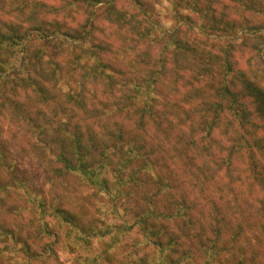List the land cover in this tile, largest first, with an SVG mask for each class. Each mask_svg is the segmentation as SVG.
I'll use <instances>...</instances> for the list:
<instances>
[{"label": "rangeland", "instance_id": "1", "mask_svg": "<svg viewBox=\"0 0 264 264\" xmlns=\"http://www.w3.org/2000/svg\"><path fill=\"white\" fill-rule=\"evenodd\" d=\"M21 1L0 0L6 5L2 13L14 12L10 11L11 8ZM101 1L47 0V3L55 5L51 17L62 19L68 28L79 27L82 37L74 43L78 45L84 41V45L75 47L73 52L80 53L83 59L88 58V50L92 51L93 47L97 51L105 49L99 52H107L106 60L113 52L128 48L132 58L135 55L144 61L142 55L146 52L157 62L161 49L176 30L182 44L189 43L192 48L197 46L200 53H204V59L205 53L212 54L209 61L213 69L216 70L222 63L217 58L228 57L234 71L226 74V78L233 90H239L238 84L246 73L255 76L264 68V0H141L143 4L115 0V10L120 14L122 12V19L125 20L118 21L126 35L123 39L117 34V25L108 23L109 15L105 10L110 1ZM138 10L146 15L147 23L139 14L133 18L132 14ZM130 21L131 24L126 25ZM129 28L140 31L135 35ZM226 46L230 52H222ZM68 47L63 48L60 41L41 42L36 39L28 52H45L43 59L50 61L42 64L53 68L54 64L61 65V62L70 60L71 53L68 52L71 50ZM21 48L10 47L11 50L4 51L0 57V61L9 67L4 78L0 75V264L264 262V199L261 200L264 186L252 185L251 173L246 169L255 148H245L242 152V175L236 170L238 167L227 170L222 166L214 172L220 177L211 181L203 175L204 170L198 168L212 164L211 152L221 155L229 151L227 147L231 140L220 130L226 125L230 127L231 116H224L220 129L211 136H207L203 129L194 134L197 147L194 148L192 164V156H183L186 150H183L182 144L194 135H184L185 128L181 132L165 135L157 130L154 120L149 119L141 129L135 115H116V127L112 126V133L119 132L120 128L126 142L143 147L136 152L140 157L133 161V167L116 170L123 165V152L111 147L107 140L105 149L92 150L88 166L80 167L83 171L78 168L81 164L77 162L78 157L65 152L64 156L75 166L71 169L59 159L61 144L56 141L58 130L66 131L63 125L67 121L65 117L71 115V103H66L61 96L58 102L43 100V103H48L47 106L38 105L33 98H24L23 88H29L30 84L26 79L22 80L24 76L19 73L24 69L34 71L36 65L30 63L31 56L27 57L26 67L19 58H15L13 53L21 52ZM60 49L64 53L60 54ZM175 53L179 56L181 50ZM183 57L187 56L181 54L176 71L185 85L186 79L198 74L200 67L193 68L191 61ZM148 64L151 74L158 63ZM168 67L172 69L173 63L169 62ZM216 72L219 73V70ZM64 74L59 77L62 79ZM221 80L222 74H217L208 82V89ZM41 82L45 84L43 78ZM63 83L61 80L62 90L65 88ZM203 85L204 82H201ZM260 85L264 86V76ZM27 102L30 104L27 105ZM252 104L249 102L248 106L253 109ZM75 114L77 118L82 117V110H75ZM255 122L262 128L257 117ZM95 128L97 131L99 127ZM232 129L239 127L235 125ZM250 130L253 132L255 128ZM257 131L259 135H264V131ZM205 148H209L210 153ZM146 151H151L150 156L142 154ZM259 154L258 158L264 160ZM144 160L148 161L147 164L153 163V167L145 166L143 171H137ZM238 175L241 177L237 180ZM119 177L123 178L120 183ZM93 180H97L98 184ZM232 180L237 181L232 184ZM167 183L168 186L165 185ZM225 187V198L234 202L236 215L232 226L223 234L227 249L220 251V245H214L205 252V248H199L200 244L193 234L200 221L208 223L211 216L208 213L214 209L216 202L225 200L219 196L225 192ZM184 192L196 207L190 210L191 216L177 220L155 217L163 210V203L178 199L179 194ZM220 206L229 208L226 203ZM190 220L194 221L192 228L186 229L185 226V231L181 229L184 228L183 222ZM238 224L243 234L235 238Z\"/></svg>", "mask_w": 264, "mask_h": 264}, {"label": "trees", "instance_id": "2", "mask_svg": "<svg viewBox=\"0 0 264 264\" xmlns=\"http://www.w3.org/2000/svg\"><path fill=\"white\" fill-rule=\"evenodd\" d=\"M76 1H81L82 3H86V1H89V3L93 1L103 2L101 0ZM109 1L105 10V13L109 15L107 16L108 23L117 25V34H119V37L121 35V39H123L126 35L123 33L122 25L118 21L122 20L124 22L125 20L122 19V12L121 14L120 11L116 12L115 0ZM137 1L142 3L141 0H131L135 4ZM5 8L6 5L1 2L0 57L4 51L11 50L10 47H22L21 49L23 50L19 52L21 56H19L18 52L13 53V55L16 54L15 58H19L23 66L26 67L27 57L31 56L30 63L36 65L34 71L24 69L23 72L19 73L21 77L24 76L22 80L26 79V82L30 84L29 88H23L24 98H33L38 105L46 104L47 106L48 103H43L44 101L48 102L54 99L55 102H58L61 101L59 98L61 96L66 99V103H71L69 107L71 115L70 117H65L67 121L63 125L66 131L62 132L60 131L61 128L59 129L58 127V136L56 138V141L61 144L59 159L64 160L68 168L75 169V166L70 159L64 156L65 152L66 154L71 152L73 156L76 155L78 157L77 162L81 163L78 168H84L88 166L87 162L90 158L89 155L93 154L92 150L94 148L105 149L104 143L107 140L110 141L109 145L111 147H116L117 150L123 152V165H120L116 170L120 171L124 167H133V161L140 157L136 152H139L143 147L142 145L135 146L131 142H126L125 134H122L123 131L120 128L119 132L112 133V126L115 125L116 127V119H114L116 115L121 116L123 113L126 116L129 114L135 115L139 120L141 129L146 126V122L149 119L154 120V124L158 126L157 130L165 135L177 131L181 132L185 128L184 135H194L199 132V129H203L206 131L207 136H211L213 132L220 129L219 125L224 116H231L230 127L226 125L225 128L223 127L220 130L221 134L228 137L229 141L231 140V144L227 147L229 151L221 155L211 152L212 164H205L198 166V168L200 171L204 170L203 175L211 181L220 177L214 172L217 169H222V166H225L227 170L230 167H238L236 170L242 175V152L245 148L250 150L254 147L255 153L253 151L249 157L246 169L251 173L252 185L256 187L264 186V160L262 162L257 156L260 153L264 159V135H259L257 131L258 129L259 131H264V86L260 85L264 76V68L255 76L243 73L245 75L238 84L239 90H233L226 78V74L234 71L233 63L228 57L217 58L218 61L222 60V63L218 64L217 67L219 73L216 72L217 69H213L209 61L212 54L210 52L205 53L206 58L204 59V53H200L197 46L192 48L189 43L182 44L176 35V30H174L166 45L161 49L157 62H154L146 52L142 55L144 61L137 59L135 55L132 58L128 48L120 52H113L109 60H106L104 57L107 56V52H99L105 49L99 48V51H97L94 47L92 51L88 50L87 61V59L80 57V53L75 54L73 52L75 47L84 45L82 44L84 41H81V44L78 45L74 43L78 37H82L81 31H78L79 27L68 28L62 19L51 17L50 14L55 9L54 4L47 3V0H22L11 8L10 11L14 12L2 13ZM136 14H139V17H142L145 23L149 21L144 13H140V10L132 14L133 18ZM130 24L131 21L126 23L128 26ZM130 30L135 35L140 31L139 29ZM131 31L129 32L130 35H132ZM33 33H36L35 36H33ZM36 39L41 42L60 41L63 48H67V45H69L68 48L71 50V52H68L69 54L71 53L70 60L64 63L61 62V65L54 64L53 68H47L42 64L50 61V59H43L45 52H28ZM130 42H132V38H130ZM178 50H181L182 55L185 54L187 56L186 58L183 57V59L191 61L193 68L200 67L199 73L189 76L185 81V85L182 84V76L176 71L179 65L177 62L181 60V54L177 56L175 53ZM222 52H230L228 46ZM61 53H64L63 49H60ZM169 53H171L170 58L168 56ZM147 57L149 59L146 61ZM198 58L200 61H198ZM169 62L174 65L172 69L168 67ZM148 63H152V65L158 63V66H156L155 70H152L151 74ZM63 64L67 66L64 67ZM8 68L7 63L0 61V75L3 76L2 78L7 74L5 72H7ZM25 70H27L26 73H24ZM62 73L65 74L61 79L59 75H62ZM217 74H222V80L218 85H213L208 89V82L212 78L215 79ZM78 76L80 77L79 80H77ZM169 76L171 78L165 81ZM42 78L45 84L41 82ZM61 80L64 82L63 86L65 88L63 90L62 84H60ZM198 82L199 84H197ZM201 82H204L203 86H201ZM72 86H76L77 89L73 90ZM249 102H253V109L249 108ZM26 104L29 105L30 103L27 102ZM75 110H82V117L77 118ZM256 117L259 119L262 128H259L256 124ZM250 124L251 127L255 128V131L252 132L250 130L251 127L248 128ZM59 125L62 126L60 122ZM235 125L239 129H232ZM95 127H99L97 131ZM194 137L195 135L189 138L191 140L187 139L182 144L183 150H186L183 156L185 158L192 156L190 157L192 164L195 159L193 156L195 154L194 148L197 147V140ZM254 148L252 149L254 150ZM204 150L210 151L209 148ZM150 152L146 151L142 154L145 153L150 156ZM140 161L142 160L140 159ZM146 161L144 160V162L139 164L137 171H143L145 166L148 168L153 167V163L147 164L148 161ZM80 171L83 170L80 169ZM83 173L87 175L85 172ZM237 180H232L231 183H236ZM93 181L98 184L97 180ZM122 181L123 178L119 177L118 182ZM248 183L250 184V181ZM165 185L168 186V183ZM226 194L225 187V192L219 195L225 200L215 201L217 204L208 213V215L211 214L208 223L205 224L200 221L197 230L195 232L191 231L194 232L193 238L200 244L199 248H205V252L214 245V247L220 245V251L227 249L223 243V234H225L228 227L232 226L236 215L233 211L235 204L229 198H225ZM263 199L264 197L261 200ZM224 203L229 204V208L220 206ZM192 208L196 207L192 201H189L188 194L184 192L179 194L178 199L174 198L169 203H163V210L155 217L163 216L164 218L177 220L185 218L187 215L191 216L190 210ZM193 223L194 221L191 222V220L185 221L182 225L184 228L181 229L185 231V226L186 229L190 228ZM262 230L264 234V224L262 225ZM149 232L153 233L152 230ZM235 234V238L243 234L239 224ZM151 239L153 240V238ZM165 250L166 248H164ZM260 262L258 264H264L263 261Z\"/></svg>", "mask_w": 264, "mask_h": 264}]
</instances>
